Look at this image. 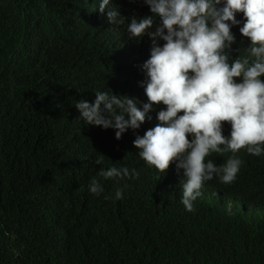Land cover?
Instances as JSON below:
<instances>
[{
  "label": "trees",
  "instance_id": "trees-1",
  "mask_svg": "<svg viewBox=\"0 0 264 264\" xmlns=\"http://www.w3.org/2000/svg\"><path fill=\"white\" fill-rule=\"evenodd\" d=\"M111 3L125 18L151 14L143 0ZM97 5L0 0V264H264V155L239 150L235 181H206L189 212L182 173L171 163L158 172L132 144L161 106L119 140L77 120L75 102L98 91L146 101L138 81L150 39L131 40L128 21L110 25ZM231 31L232 49L241 47L234 58L245 55L248 39ZM230 155L206 159L219 165ZM110 166L139 177L103 180L98 172ZM93 177L99 196L88 191ZM118 188L122 199L105 198ZM232 201L241 211L224 208Z\"/></svg>",
  "mask_w": 264,
  "mask_h": 264
},
{
  "label": "clouds",
  "instance_id": "clouds-1",
  "mask_svg": "<svg viewBox=\"0 0 264 264\" xmlns=\"http://www.w3.org/2000/svg\"><path fill=\"white\" fill-rule=\"evenodd\" d=\"M143 3L151 13L144 17L125 18L111 0H98L96 7L100 13L106 12L110 25L127 20L131 40L150 39L149 57L139 66L144 79L138 81L146 101L98 91L91 103L81 99L74 107L77 120L112 129L119 140L126 131L138 130L146 119L150 121L149 113L161 106L156 125L135 135L132 144L139 158L158 172L164 174L171 163L182 173L180 202L191 212L206 181L214 177L223 184L235 181L243 163L236 155L239 150L264 155V0ZM235 26L249 42L243 47L245 55L237 58L232 54L241 48L232 49L236 36L231 29ZM224 122L230 129L227 136ZM213 153L231 155L216 165L206 159ZM98 176L103 180L136 179L139 172L110 166L100 169ZM87 187L96 196L104 192L96 177ZM105 198L120 200L123 190L118 188L114 197Z\"/></svg>",
  "mask_w": 264,
  "mask_h": 264
},
{
  "label": "rangeland",
  "instance_id": "rangeland-1",
  "mask_svg": "<svg viewBox=\"0 0 264 264\" xmlns=\"http://www.w3.org/2000/svg\"><path fill=\"white\" fill-rule=\"evenodd\" d=\"M224 208H226L227 210L230 209L234 213L238 212V211H241V208H240V206L238 205V203L236 201H232V204H230V205H228L227 207H224Z\"/></svg>",
  "mask_w": 264,
  "mask_h": 264
},
{
  "label": "bare ground",
  "instance_id": "bare-ground-1",
  "mask_svg": "<svg viewBox=\"0 0 264 264\" xmlns=\"http://www.w3.org/2000/svg\"><path fill=\"white\" fill-rule=\"evenodd\" d=\"M237 197V196H236ZM241 198V197H240ZM218 199V198H217ZM239 199V198H238ZM240 200V199H239Z\"/></svg>",
  "mask_w": 264,
  "mask_h": 264
}]
</instances>
